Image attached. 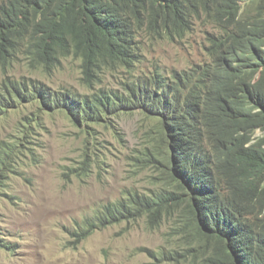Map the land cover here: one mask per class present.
Instances as JSON below:
<instances>
[{
	"label": "trees",
	"instance_id": "16d2710c",
	"mask_svg": "<svg viewBox=\"0 0 264 264\" xmlns=\"http://www.w3.org/2000/svg\"><path fill=\"white\" fill-rule=\"evenodd\" d=\"M237 12V0H0L1 66L13 56L24 57V49L44 67L72 55L90 88L95 67L139 66L151 42L181 40L196 25L212 29L204 61L179 71L160 66L141 71L121 94L102 89L80 94L52 90L38 80L13 79L8 85L4 80L0 118L18 109L24 113L29 105L28 125L30 114L62 110L80 127L112 113L139 112L164 147L173 191L138 204L147 212L168 203L179 206L206 254L204 264H264V173L249 164L264 165V148L243 143L261 123L257 116L264 117V87L250 99L260 109L257 116L241 112L247 100L238 87L244 63H264V58L249 53ZM23 133L0 141V172L22 152ZM106 210L112 220L137 219L124 204Z\"/></svg>",
	"mask_w": 264,
	"mask_h": 264
},
{
	"label": "rangeland",
	"instance_id": "374dc122",
	"mask_svg": "<svg viewBox=\"0 0 264 264\" xmlns=\"http://www.w3.org/2000/svg\"><path fill=\"white\" fill-rule=\"evenodd\" d=\"M211 31L196 25L181 40L157 39L139 66L95 67L91 88L78 58L59 56L44 67L24 49V57L0 65V84L32 79L55 91L121 94L141 71H179L202 62ZM30 109L0 118V141L24 131L22 152L0 172V264H204L206 254L179 206L147 212L138 204L173 191L151 121L137 111L120 112L79 127L54 110L30 114L36 123L28 125ZM131 197L136 205L129 204ZM107 203L131 207L137 219L97 225ZM74 230L89 233L76 238Z\"/></svg>",
	"mask_w": 264,
	"mask_h": 264
},
{
	"label": "clouds",
	"instance_id": "9594fccd",
	"mask_svg": "<svg viewBox=\"0 0 264 264\" xmlns=\"http://www.w3.org/2000/svg\"><path fill=\"white\" fill-rule=\"evenodd\" d=\"M237 5H238L237 17L242 21L243 24H245L244 31L247 32L246 40L248 41L249 53H253L254 55L257 52H261V55L264 58V0H237ZM250 63H253L254 66L250 65ZM255 64H257L258 66L256 67ZM243 77L244 78L238 84L239 85L238 87L244 90L243 100H247V102L243 104V106L240 105L241 112H251L255 116H257V113L260 111V109L259 107L255 106L250 99L252 93H255L254 92L255 89L258 90L260 86L264 87V63L259 62L257 60L254 61L248 59L243 65ZM247 88L250 91V94L245 93L247 91ZM257 117L261 119V123L255 126L254 128H252L249 132H247L243 138L244 146L247 148L254 146L264 148V117L262 118L261 115ZM249 164L251 166L259 167L257 173L260 174L264 173V165L262 164L254 165L251 164L250 162ZM131 201L133 202V204H131ZM129 204L131 206L134 205V200L132 197L130 198ZM119 206L120 204H109V203L103 206L100 209L102 215L97 225L106 223L108 221L122 222V221L134 220V218L112 220L110 216L107 215L106 209L107 207H110L113 211L114 208ZM127 208L130 209L131 207L127 206ZM132 212L134 213V211ZM73 233L81 237L83 234H88L89 232L74 230L72 232V235Z\"/></svg>",
	"mask_w": 264,
	"mask_h": 264
}]
</instances>
